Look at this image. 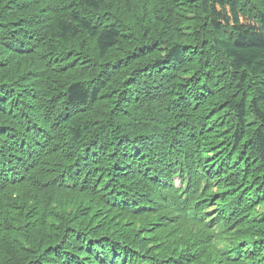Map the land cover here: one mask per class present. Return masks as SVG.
Segmentation results:
<instances>
[{
    "label": "trees",
    "instance_id": "obj_1",
    "mask_svg": "<svg viewBox=\"0 0 264 264\" xmlns=\"http://www.w3.org/2000/svg\"><path fill=\"white\" fill-rule=\"evenodd\" d=\"M0 264H264V0H0Z\"/></svg>",
    "mask_w": 264,
    "mask_h": 264
},
{
    "label": "rangeland",
    "instance_id": "obj_2",
    "mask_svg": "<svg viewBox=\"0 0 264 264\" xmlns=\"http://www.w3.org/2000/svg\"><path fill=\"white\" fill-rule=\"evenodd\" d=\"M176 181H177L176 185H178V187H180L181 184L179 183V179H177Z\"/></svg>",
    "mask_w": 264,
    "mask_h": 264
},
{
    "label": "bare ground",
    "instance_id": "obj_3",
    "mask_svg": "<svg viewBox=\"0 0 264 264\" xmlns=\"http://www.w3.org/2000/svg\"><path fill=\"white\" fill-rule=\"evenodd\" d=\"M136 2V1H135ZM145 2V1H144ZM158 6V5H157Z\"/></svg>",
    "mask_w": 264,
    "mask_h": 264
}]
</instances>
